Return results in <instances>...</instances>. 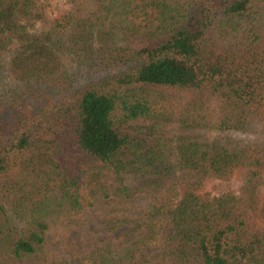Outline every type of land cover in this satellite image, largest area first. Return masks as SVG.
<instances>
[{"label": "trees", "instance_id": "1", "mask_svg": "<svg viewBox=\"0 0 264 264\" xmlns=\"http://www.w3.org/2000/svg\"><path fill=\"white\" fill-rule=\"evenodd\" d=\"M128 175L154 179L132 239L74 264H264V0H0V264Z\"/></svg>", "mask_w": 264, "mask_h": 264}, {"label": "rangeland", "instance_id": "2", "mask_svg": "<svg viewBox=\"0 0 264 264\" xmlns=\"http://www.w3.org/2000/svg\"><path fill=\"white\" fill-rule=\"evenodd\" d=\"M63 4V1L54 4L51 9L61 7ZM29 105L32 107L31 104ZM25 110L20 107L12 112L26 116L28 112ZM150 126L148 121L135 120L124 125L121 133L131 139L146 140L150 145L155 146L154 137L148 132ZM165 133L171 138L181 134L176 125L165 128ZM194 135L203 137V140H216L223 144L243 142L249 139L244 134L236 133L196 132ZM123 180L127 187L134 190L131 200L127 201L113 193L116 185L113 177L109 176L105 181H108L110 198L100 201L94 208L70 221L51 225L44 257L27 261L25 264H74L76 256L88 255L122 237L132 239L133 232L140 225L143 212L150 204L153 195L149 188L143 189L142 185L154 179L128 175L123 176ZM150 254L155 255V250Z\"/></svg>", "mask_w": 264, "mask_h": 264}]
</instances>
